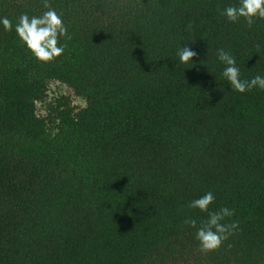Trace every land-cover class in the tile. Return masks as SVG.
Returning <instances> with one entry per match:
<instances>
[{
    "label": "trees",
    "instance_id": "obj_1",
    "mask_svg": "<svg viewBox=\"0 0 264 264\" xmlns=\"http://www.w3.org/2000/svg\"><path fill=\"white\" fill-rule=\"evenodd\" d=\"M48 2L71 37L55 61L0 27V264H264V90H231L215 57L264 73V20L229 23L237 0ZM46 10L0 0L13 24ZM50 80L86 105L38 114ZM208 191L239 228L204 254L184 220Z\"/></svg>",
    "mask_w": 264,
    "mask_h": 264
},
{
    "label": "clouds",
    "instance_id": "obj_2",
    "mask_svg": "<svg viewBox=\"0 0 264 264\" xmlns=\"http://www.w3.org/2000/svg\"><path fill=\"white\" fill-rule=\"evenodd\" d=\"M47 9L40 15L21 13L16 23L8 16H0V27L4 31L14 29L16 36L24 44L32 56L40 62L55 61L65 53L66 44L63 41L71 39L68 26L63 14L52 8L48 0H43ZM229 23H238L243 20L251 28L257 20H264V0H237L229 4L220 12ZM197 53L189 44H184L176 50L177 63L180 65L194 64ZM216 60L223 65L221 77L228 82L231 90L241 94L253 89L264 90V73H257L249 79L242 77L237 58L224 48L215 50ZM215 202L213 192L208 191L197 199L190 201L188 207L207 213V218L198 224L195 218H186L184 224L195 229V239L198 247L204 254L219 249L225 241L239 228L236 221L225 223L226 217H233L235 209L221 207L211 210Z\"/></svg>",
    "mask_w": 264,
    "mask_h": 264
},
{
    "label": "rangeland",
    "instance_id": "obj_3",
    "mask_svg": "<svg viewBox=\"0 0 264 264\" xmlns=\"http://www.w3.org/2000/svg\"><path fill=\"white\" fill-rule=\"evenodd\" d=\"M62 96L67 97L70 105L76 110L86 105L85 99L76 95L71 87L57 80H50L47 84L46 97L36 103L37 113L40 115L44 114L47 104Z\"/></svg>",
    "mask_w": 264,
    "mask_h": 264
}]
</instances>
